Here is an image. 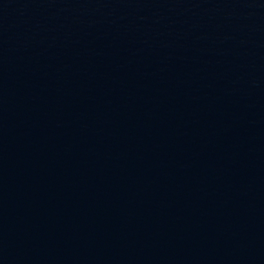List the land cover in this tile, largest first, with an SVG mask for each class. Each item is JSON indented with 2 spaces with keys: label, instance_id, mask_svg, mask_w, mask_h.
<instances>
[{
  "label": "water",
  "instance_id": "obj_1",
  "mask_svg": "<svg viewBox=\"0 0 264 264\" xmlns=\"http://www.w3.org/2000/svg\"><path fill=\"white\" fill-rule=\"evenodd\" d=\"M0 264H264V0H0Z\"/></svg>",
  "mask_w": 264,
  "mask_h": 264
}]
</instances>
